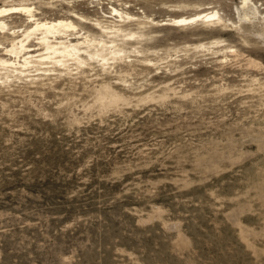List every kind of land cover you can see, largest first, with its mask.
<instances>
[{"label":"rangeland","instance_id":"obj_1","mask_svg":"<svg viewBox=\"0 0 264 264\" xmlns=\"http://www.w3.org/2000/svg\"><path fill=\"white\" fill-rule=\"evenodd\" d=\"M100 1L117 58L0 79V264H264V0Z\"/></svg>","mask_w":264,"mask_h":264},{"label":"bare ground","instance_id":"obj_2","mask_svg":"<svg viewBox=\"0 0 264 264\" xmlns=\"http://www.w3.org/2000/svg\"><path fill=\"white\" fill-rule=\"evenodd\" d=\"M89 1H98L93 7L103 4L99 0H0V69L6 71V75L0 79L7 81L12 71L23 74L19 70L22 68L26 70L34 67L39 71L42 65L48 66L47 63H51L53 69L47 67L43 72L55 71L56 67L66 68L70 61L80 67L88 61L83 55L90 59L102 57L106 60L104 50L117 58L120 52L116 49L112 51L111 48L117 46L119 41H131L136 33L126 31L121 26L109 31V25L106 27L100 17H92H96L99 12L97 9L91 10ZM106 1L110 4L119 0ZM249 1L240 2L238 10L241 18L255 16L256 9L251 8ZM58 6H62L59 11L56 10ZM127 12L112 6V15L129 22L135 21L138 27H142L140 18ZM174 13L177 16H170L161 24L179 26L198 20L223 21L217 10L188 16L181 12ZM95 43L104 49L90 50Z\"/></svg>","mask_w":264,"mask_h":264}]
</instances>
